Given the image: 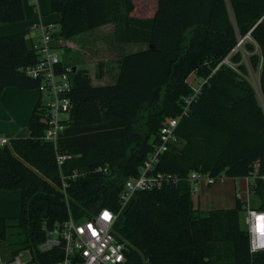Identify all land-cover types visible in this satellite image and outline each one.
Masks as SVG:
<instances>
[{
	"label": "trees",
	"instance_id": "trees-1",
	"mask_svg": "<svg viewBox=\"0 0 264 264\" xmlns=\"http://www.w3.org/2000/svg\"><path fill=\"white\" fill-rule=\"evenodd\" d=\"M23 1L0 0V24L24 20ZM49 6L59 15L53 40L113 23L116 43L146 47L122 54L111 84L94 86L84 68L72 71V108L58 138V153L70 156L60 167L53 143L41 139L40 99L26 124L29 136L0 146V242L9 238L12 254L33 249L43 221L64 220L67 205L77 218L108 208L118 213L114 234L127 246L122 264H264V250L249 251L245 203L235 196L232 208L203 210L187 180L192 171L214 183L222 175L243 178L256 161L264 175V0H50ZM28 31L0 36V95L40 83L21 70L38 61ZM244 37L257 89L242 53L233 50ZM227 56L235 65L215 69ZM102 70L98 63L96 78ZM192 74L207 81L180 117L176 134L183 142L153 169L179 180L136 191L121 207L124 182L138 174L164 120L183 112ZM72 173L79 175L68 178L66 203L61 176ZM249 186L256 203L250 205L264 211V185L256 178Z\"/></svg>",
	"mask_w": 264,
	"mask_h": 264
},
{
	"label": "built area",
	"instance_id": "built-area-1",
	"mask_svg": "<svg viewBox=\"0 0 264 264\" xmlns=\"http://www.w3.org/2000/svg\"><path fill=\"white\" fill-rule=\"evenodd\" d=\"M36 38L32 40V47L38 61L33 65L21 68L25 75L39 79L40 83L36 90L40 92V104L45 109L46 128L41 136L45 142H52L57 165L60 167L69 154L58 153V138L65 127L64 121L69 118L72 108L69 96L72 88V67L66 64L59 68L62 60L54 52L55 41L53 33L59 29V25L53 23H39L36 25ZM244 38L238 40L235 48L241 46ZM222 63L230 64L229 56L225 57L215 69ZM207 78H197L195 74L189 77L193 92L184 100L183 112L173 118L164 120L157 134V143L148 152L147 157L139 168L138 174L125 180L123 191L120 196L121 207L132 197V194L141 190L160 189L166 185H176L179 178L169 173H155L154 167L160 161L162 154L171 147H180L183 140L176 134L180 117L185 114L190 103L196 98L201 90V85ZM41 95L45 96L42 99ZM8 138L0 135V146L7 144ZM79 174L72 173L70 176H61L62 192L67 194L65 187L68 178L75 179ZM258 178L264 185V175L259 174L257 161L253 163L248 175L242 179L250 192V180ZM202 179L206 184H213L215 179L205 172L192 171L187 176L192 188V196L197 197V183ZM240 199V194L236 192ZM241 213V220L249 237L250 253L264 250V211L253 208L248 200ZM67 214L64 220L48 223L44 220L43 238L33 249L28 248L30 259L23 262L17 251L8 257L0 253V264H122L125 261L127 246L124 241L118 240L114 234V221L117 214L108 208H101L90 216L75 217L73 211L67 205Z\"/></svg>",
	"mask_w": 264,
	"mask_h": 264
},
{
	"label": "rangeland",
	"instance_id": "rangeland-1",
	"mask_svg": "<svg viewBox=\"0 0 264 264\" xmlns=\"http://www.w3.org/2000/svg\"><path fill=\"white\" fill-rule=\"evenodd\" d=\"M41 5L40 11L46 13L47 19H55L58 14L52 12L51 7H49V0H40ZM33 4H32V3ZM25 3L30 5L33 9L35 3L33 0H25ZM30 15V14H29ZM35 17V12L33 14ZM59 20V16H58ZM114 30V24L110 23L107 26L100 27L95 29L93 32L84 33L77 35L75 37V47L69 48L65 43H55L54 52L57 56L64 61L65 64L70 67L76 66L78 68H84L88 75L91 78L92 85H105L111 84L116 77L117 64L122 54H127L128 52H133L137 50L145 49L146 45L141 43H128L124 46L116 43L112 38ZM241 38H239L240 40ZM70 45V44H68ZM233 50L241 52L243 56V61L247 63V57L245 51H243V46L234 47ZM98 63H102V73L103 77L101 79L96 78V71ZM235 65L234 63H231ZM249 68V65H248ZM247 79L251 82L252 85L257 89L258 88V73L253 72L249 68V73L246 75ZM32 93H36L40 96V92L36 89H29ZM42 99H45L44 95H41ZM144 112L140 115L142 118ZM10 130L15 129V133L12 136H7L6 133L0 132L1 135L7 136L6 138L10 139L13 137H27L29 135L26 123L16 120L14 115L3 114L0 118V130ZM236 186L239 187L243 183L242 178H235L234 181ZM250 182H252L250 180ZM232 181L230 178L222 175L217 178L216 182L209 185L206 184L202 179L197 183V193L198 197L192 199L195 200L196 204L199 205V208L203 210L215 209L217 207H228L230 205L229 201L226 202V199L229 198L230 194V185ZM252 199V200H251ZM255 196L249 194L248 201L252 205H255ZM13 248L9 243V238L0 242V253L3 257H8L12 254ZM20 254V259L23 262H27L30 259L29 251L21 249L18 251Z\"/></svg>",
	"mask_w": 264,
	"mask_h": 264
},
{
	"label": "crops",
	"instance_id": "crops-1",
	"mask_svg": "<svg viewBox=\"0 0 264 264\" xmlns=\"http://www.w3.org/2000/svg\"><path fill=\"white\" fill-rule=\"evenodd\" d=\"M33 1L35 3L34 7H36V10L32 8L33 6L31 7L30 5L25 3V1H23V8L25 11L24 20L17 21V22H9L7 24H0V36H6V35H10L12 33H18L20 31H22L24 28H28L29 31L27 33V38L30 41H32L36 38V36H35L36 30H37L36 25H38L39 23L47 22V23L56 24L57 26L59 25L58 24V21H59L58 16L59 15L55 19H47L46 13H44V12L42 13L40 11L39 6L41 5V1L40 0H33ZM49 2H50V0H49ZM34 12H35V17L33 16ZM105 26H107V25H105ZM101 27H104V26H101ZM54 41H55V43H60V42H61V44L65 43V45L69 48H72L73 46L75 47V45H74L75 37L71 38V39L60 38V39H57V41L56 40H54ZM68 44H70V45H68ZM120 45L124 46L125 44H120ZM62 62H64V61H62ZM75 68H76V66H75ZM38 99H39V95L36 93H32V91L19 90L13 86L7 87V88L2 90L1 95H0V118L5 113L9 114L10 116L13 114L16 120H20V122H24L27 124L29 117H30V115L34 109L33 107H34V105ZM14 130L15 129H13L12 131H11V129L10 130H4L1 128L0 132L6 133L7 136H12L15 133ZM7 136H4V137H7ZM234 179L235 178H233V179L230 178V180L232 181V184L230 185V191L231 192L229 194V198L226 199V202L229 201L230 205H228V207H226V208L234 207V204H235L234 199L236 196V192H238V194H240V200L241 201L248 200V198H249L248 189L245 186L244 180H243V183L240 184L239 187H237L235 182H233ZM197 197H198V195H197ZM217 208H225V207H217ZM217 208H215V209H217Z\"/></svg>",
	"mask_w": 264,
	"mask_h": 264
},
{
	"label": "water",
	"instance_id": "water-1",
	"mask_svg": "<svg viewBox=\"0 0 264 264\" xmlns=\"http://www.w3.org/2000/svg\"><path fill=\"white\" fill-rule=\"evenodd\" d=\"M75 69H76V68H75V66H74V67H72V71H75Z\"/></svg>",
	"mask_w": 264,
	"mask_h": 264
}]
</instances>
